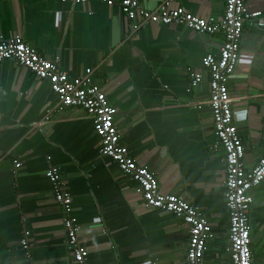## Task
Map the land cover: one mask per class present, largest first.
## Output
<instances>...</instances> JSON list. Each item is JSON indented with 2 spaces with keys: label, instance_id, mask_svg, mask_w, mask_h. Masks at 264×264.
I'll return each instance as SVG.
<instances>
[{
  "label": "crops",
  "instance_id": "0c3cea01",
  "mask_svg": "<svg viewBox=\"0 0 264 264\" xmlns=\"http://www.w3.org/2000/svg\"><path fill=\"white\" fill-rule=\"evenodd\" d=\"M0 0V43L15 37L69 77L91 70L129 156L158 180L164 194L197 208L211 226L205 264H231L224 202L225 153L209 108V73L202 59L218 55L222 34L205 35L182 24L129 20L112 0ZM165 0H141L156 12ZM226 0H178L200 19L223 15ZM260 12L264 0H249ZM188 70L201 82L190 86ZM264 26L246 22L239 64L227 86L233 123L254 168L263 148ZM46 81L12 60L0 63V264H73L64 213L45 172L58 167L71 195L78 240L87 264H187L188 226L172 214L143 206L136 185L99 155L92 120L79 108L57 110ZM48 118L45 121V118ZM43 123L42 125H39ZM162 155V153H164ZM22 164L18 170L14 163ZM249 211L252 264L264 262V181ZM29 233V259L20 240Z\"/></svg>",
  "mask_w": 264,
  "mask_h": 264
},
{
  "label": "built area",
  "instance_id": "2783aa9c",
  "mask_svg": "<svg viewBox=\"0 0 264 264\" xmlns=\"http://www.w3.org/2000/svg\"><path fill=\"white\" fill-rule=\"evenodd\" d=\"M68 0H62L67 2ZM141 0H121L117 3L122 14L129 20L139 19L152 24L169 25L178 23L198 34H222L223 43L218 55L207 54L202 67L209 73V108L216 143L225 153L226 173L224 179V202L228 217L227 253L231 264H252L249 211L253 202L252 192L264 181V144L257 165L247 170L244 167V148L233 123L232 99L227 86L239 64L240 43L246 22L261 18L260 12H249V0H226L223 15L218 18L200 19L179 7L178 0H165L156 12H149L140 5ZM73 5L98 2L112 7V0H71ZM12 60L30 71L38 80L46 81L57 97V110L79 108L93 123L99 140V155L112 160L123 174L135 183V192L143 206L148 209L169 213L188 226L189 240L186 249L187 264H205L206 243L213 238L208 221L200 211L182 199L161 192L158 180L146 168L129 156L114 122L115 110L111 108L103 90L91 79V70L82 75L69 77L57 64L46 60L27 45L22 38L15 37L0 43V63ZM190 86L195 88L201 77L188 70ZM264 92V82H263ZM48 118H45L47 121ZM40 123L39 125H42ZM264 142V130L262 132ZM162 153V155H164ZM22 164L14 163L18 170ZM50 182L53 197L61 207L64 218L66 246L71 251L73 264H87L88 251L78 240L79 227L73 215L72 198L65 189L58 167L45 172ZM29 233L25 231L20 245L29 257ZM27 260H30L29 258ZM261 264H264L261 263Z\"/></svg>",
  "mask_w": 264,
  "mask_h": 264
},
{
  "label": "water",
  "instance_id": "95a60500",
  "mask_svg": "<svg viewBox=\"0 0 264 264\" xmlns=\"http://www.w3.org/2000/svg\"><path fill=\"white\" fill-rule=\"evenodd\" d=\"M258 20H259V19L254 20L255 23H256V25L264 26V21L259 22Z\"/></svg>",
  "mask_w": 264,
  "mask_h": 264
}]
</instances>
